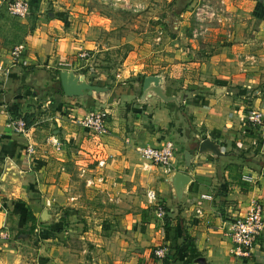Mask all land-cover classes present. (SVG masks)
Instances as JSON below:
<instances>
[{
    "label": "crops",
    "instance_id": "crops-1",
    "mask_svg": "<svg viewBox=\"0 0 264 264\" xmlns=\"http://www.w3.org/2000/svg\"><path fill=\"white\" fill-rule=\"evenodd\" d=\"M7 1L0 0V175L10 159L22 180L16 187L10 184L9 191L0 189V264H77L72 247L63 242L76 233L96 254L115 240L119 252L135 254L141 248L140 259L131 255L117 264H160L152 249L169 247L176 236L178 243L183 236L191 240L182 249L188 254L185 264H264V234L244 263L233 256L228 234L230 222L253 202L264 205V99L254 97L256 90L251 100L229 91L236 80L245 82L246 67L235 74L213 64L207 72L204 65L196 70L190 62L144 74L163 72L166 93L176 95L177 102L153 94L141 99V82L123 78L130 67L121 69L105 92L68 97L58 92L51 71L60 62H72L77 49L70 25H65L70 18L59 12L64 8L55 1L49 13L41 8L35 19L16 18L6 12ZM16 45L24 57L14 63L10 51ZM10 106H18L20 115H12ZM95 107L108 111L105 135L77 123ZM248 107L261 110L260 126L247 124L243 112ZM25 114H32L31 124L14 129L13 122ZM198 137L215 140L221 154L198 152ZM165 140L175 144L173 170L191 178L182 203L175 201L167 180L173 170L138 153ZM249 148L257 152L244 158ZM185 151L192 155L189 168ZM244 182L251 185L247 192ZM148 191L156 194L155 200ZM204 194L212 199L202 198ZM43 208L58 219L39 222ZM28 209L36 217L32 230Z\"/></svg>",
    "mask_w": 264,
    "mask_h": 264
},
{
    "label": "rangeland",
    "instance_id": "rangeland-1",
    "mask_svg": "<svg viewBox=\"0 0 264 264\" xmlns=\"http://www.w3.org/2000/svg\"><path fill=\"white\" fill-rule=\"evenodd\" d=\"M55 1L64 8L59 12L70 18L65 25H70L76 43L71 68L87 77L94 75L95 83L105 85L108 77L117 82V73L126 67L130 68L123 78L132 82L171 64L192 62V68L198 70L204 65L207 72H212L216 64L235 74L241 71L238 68L246 67L249 75L245 82L236 80L230 88L238 87V91L230 93L251 100L256 90L254 97L264 99V0H40L38 9L46 8L49 13ZM37 11L34 17L29 11L27 17L35 19ZM82 52L86 56L79 57ZM125 60L131 65L124 64ZM63 67L57 64L51 71L56 75V70ZM252 110L262 114L257 107H248L244 119ZM262 123L263 115L253 126ZM63 242L72 247L77 264H117L131 255L138 259L143 255L141 248L135 254L119 252L117 240L96 254L94 246L77 233ZM163 246L166 255L169 247L164 244L153 248V255ZM97 256L100 262L93 259ZM182 259L180 255L174 264H181Z\"/></svg>",
    "mask_w": 264,
    "mask_h": 264
},
{
    "label": "built area",
    "instance_id": "built-area-1",
    "mask_svg": "<svg viewBox=\"0 0 264 264\" xmlns=\"http://www.w3.org/2000/svg\"><path fill=\"white\" fill-rule=\"evenodd\" d=\"M6 12L16 18L26 17L29 13V4L27 0H10L6 3ZM13 62L21 59L22 49L20 46H14L10 51ZM86 56V52L79 54V57ZM63 68L71 67V62H60ZM108 111L102 108H94L88 110L82 117L78 118L77 123L83 127H87L98 135L109 133L108 126ZM247 122L250 125H255L261 122L262 114L256 111H251L247 114ZM13 128L22 131L25 128V122L22 118H17L13 122ZM175 144L171 140H165L160 144L146 145L139 148V155L149 163L162 167L166 171L174 169L172 158L174 154ZM28 152L33 153L34 148L29 145ZM244 180H251L250 176L244 175ZM147 196L150 200H155L156 194L153 191H148ZM204 199H212L210 194L202 195ZM199 212V210H196ZM159 213L162 214V209L159 208ZM229 240L231 242V250L233 256L243 260L250 258L253 247L258 238L264 234V205L259 201L252 203L251 208L242 216L234 218L228 228ZM166 247L157 248L154 255L157 259L165 256ZM241 264V263H240Z\"/></svg>",
    "mask_w": 264,
    "mask_h": 264
},
{
    "label": "water",
    "instance_id": "water-1",
    "mask_svg": "<svg viewBox=\"0 0 264 264\" xmlns=\"http://www.w3.org/2000/svg\"><path fill=\"white\" fill-rule=\"evenodd\" d=\"M58 78L63 94L68 97L83 96L84 94L91 95L108 90V86L95 83L93 78L86 79L84 74H77L70 69H60ZM216 91L221 92L223 89ZM149 94H153L164 102H177L176 95L166 93L163 74L144 76L141 82V99H145ZM197 149L198 152H210L215 155L221 154L219 144L209 137L200 140L197 143ZM191 157V153L188 151L184 152V162L187 168L191 165ZM262 173L264 174V164ZM21 180L22 177L20 176L18 167L10 159H7L0 175V189L4 192L9 191L8 186L10 184L16 187L21 183ZM167 180L171 186L175 201L182 203L185 199L186 188L191 180L190 176L185 172L173 170ZM57 219L48 208H43L38 221L54 223ZM199 262H203L202 258L199 259Z\"/></svg>",
    "mask_w": 264,
    "mask_h": 264
},
{
    "label": "trees",
    "instance_id": "trees-1",
    "mask_svg": "<svg viewBox=\"0 0 264 264\" xmlns=\"http://www.w3.org/2000/svg\"><path fill=\"white\" fill-rule=\"evenodd\" d=\"M39 1L40 0H30L29 1V11H30L31 17L34 15V12H36L38 10ZM22 57H24V52H22V54H21V58ZM56 75H53L52 78L56 82V85H57V87L59 89L58 92L62 93V89H61L60 82H59V78H58L59 70H56ZM91 78L94 79L95 76L93 75V76H91ZM143 78H144V75H140L137 79L140 82H142ZM113 84H114V80H112L111 77H108L106 79L105 85L108 86V88H111L113 86ZM25 87H27V86L25 85L24 88ZM229 91H231V92L238 91V87H231V88H229ZM17 107L18 106H16V107H11L10 106L9 107L10 108V111H11L10 113L12 115H20V114H18L20 110ZM21 117L23 118V120L25 122V126L31 124L32 121L30 120V118L32 117V114H29V115L28 114L21 115ZM244 152L245 153L242 154V156L244 158H250V156H252V155L249 154V152H257V151L251 150L249 148L248 150H246ZM243 185H245L244 192H247V191H249L251 189V185H249L247 182H244ZM26 218L28 219L29 223L31 222V224L29 226H30V229L32 230L34 228V223L36 222V217L34 216L32 210H30V209L27 210V212H26ZM165 218H168V217H165ZM175 239H176V242L173 243V244H171L169 246V252L162 259H158L159 262H160V264H174L179 259V256L181 254L183 255V257L188 256L187 252L186 251H182V249H183L184 246L192 245L191 244V240H189V238H187L186 236H183V238L181 240V243H178L177 242V236L175 237ZM151 256L154 257V258H156L153 255V252H151ZM181 264H185V260L184 259H182Z\"/></svg>",
    "mask_w": 264,
    "mask_h": 264
}]
</instances>
